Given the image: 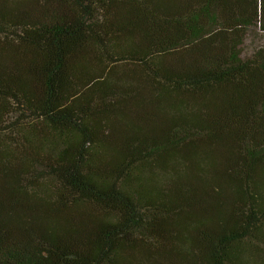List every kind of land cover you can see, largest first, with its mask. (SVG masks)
<instances>
[{"label": "trees", "instance_id": "1", "mask_svg": "<svg viewBox=\"0 0 264 264\" xmlns=\"http://www.w3.org/2000/svg\"><path fill=\"white\" fill-rule=\"evenodd\" d=\"M264 0H0V264H264Z\"/></svg>", "mask_w": 264, "mask_h": 264}, {"label": "rangeland", "instance_id": "2", "mask_svg": "<svg viewBox=\"0 0 264 264\" xmlns=\"http://www.w3.org/2000/svg\"><path fill=\"white\" fill-rule=\"evenodd\" d=\"M264 43V35L259 31H250L243 45L244 55L248 56L253 52L255 47Z\"/></svg>", "mask_w": 264, "mask_h": 264}]
</instances>
